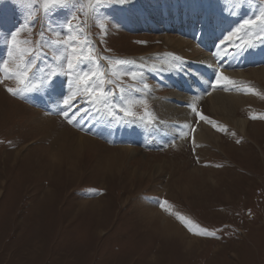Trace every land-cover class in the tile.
<instances>
[{
  "label": "rangeland",
  "instance_id": "rangeland-1",
  "mask_svg": "<svg viewBox=\"0 0 264 264\" xmlns=\"http://www.w3.org/2000/svg\"><path fill=\"white\" fill-rule=\"evenodd\" d=\"M137 1L147 11L144 19L129 11L130 0L124 4L108 0L99 12V20L94 19L87 8L95 0H80L85 5L83 9L77 5L76 12L72 13L69 5L67 9L56 10L55 16L51 12L45 14L43 0L30 3L0 0V61L9 59L10 67H14L8 57L7 41L12 31L20 30L19 40H30L32 45L38 46L42 32L44 40L52 39L49 27L61 30L70 13L80 16V20L72 21L74 25L79 24L87 11L89 15L82 36H87L96 55L135 61L132 70L140 72V58L137 61L136 57L163 52L159 55L169 68L170 61L165 54L177 56L187 51L192 43L183 33L156 29L159 25L163 27L162 8L156 3L166 5L169 12L166 11V19L174 21L176 15H191L188 11H196L198 1L201 11L209 13L211 9L214 12V15H207L214 19L213 22L210 19V26L227 24L230 31L243 20L258 15L260 6V0ZM190 20L191 17L177 19V23L186 25ZM26 23L34 26L22 27ZM101 24L105 25L103 32ZM192 30L194 32L188 34L194 36L195 29ZM242 34L245 42L260 40L255 30L249 33L242 29L238 36ZM173 38L181 43H174ZM223 38L219 42L222 50L234 53L237 37L233 41ZM261 44L251 51L258 52ZM250 56L249 53L243 60ZM48 63L50 59L40 60L39 67L48 71ZM100 64L108 67L104 60ZM151 64L149 68L153 73L165 72L160 63ZM143 71V82L149 86L154 84L158 97L170 94L169 89L158 93L159 82H154L151 74ZM234 71L227 77L241 86L236 89L251 88L256 92L245 106L229 115L230 111L217 112L211 98L194 104L197 111L226 129L217 131L207 124L215 142L196 136V149L193 150L190 133L201 124L194 112L189 122H174L170 126L166 121L168 132L185 133L183 140L168 145L154 138L144 139L145 143L157 142L155 145L165 148L166 152L147 153L144 147H137L133 148L135 152L123 153L124 160L119 162L115 156H120L121 148L132 147H120L116 142L107 143L109 147L104 145L99 135L90 134L92 128L86 129L94 119L81 123L83 134L67 126L59 117L39 111L27 102L33 91L26 93L24 98L9 94L6 89L18 87L16 80L4 79L5 74L0 72L3 81L0 83V264H264V119L250 118L264 116V80L256 76L264 71V66L246 69L241 74L235 71L238 77H234ZM122 81V84L117 81L106 85L115 92L116 103H122L120 87L125 88V95L133 86L143 87L139 78L132 81L124 76ZM60 85L53 88L49 99L66 95L58 92L62 90ZM137 93L142 92L132 95ZM214 94H222L217 100L223 105L225 98L230 96L225 92ZM147 104L153 114V109L162 114L157 103L147 101ZM87 110L84 100L78 98L69 113L75 112L78 120ZM136 110L143 114L144 108L140 105ZM164 112L169 113V109ZM231 119L249 122L246 132ZM111 125L110 122L102 127L100 124L96 130L108 138L107 129ZM72 133L94 138L97 144L83 147L85 150L75 155L63 156L58 165L50 154L70 138L75 141ZM195 157L200 159L196 161ZM162 201L168 202L165 206L168 211L158 206ZM177 214L190 220L194 230L207 229L215 236L193 235L176 218ZM165 223L168 228H176L169 233ZM178 231L182 234L180 238L174 233ZM189 243H193L194 248H189Z\"/></svg>",
  "mask_w": 264,
  "mask_h": 264
},
{
  "label": "snow or ice",
  "instance_id": "snow-or-ice-1",
  "mask_svg": "<svg viewBox=\"0 0 264 264\" xmlns=\"http://www.w3.org/2000/svg\"><path fill=\"white\" fill-rule=\"evenodd\" d=\"M31 0H25V3H30ZM108 0H95V3H90L87 8L90 9L94 19L99 20V12L103 10L105 3ZM126 0H117V3L124 4ZM71 5L72 13L76 12L77 5L80 9L85 7L80 0H43V9L45 14L51 12L53 16L58 9H67ZM85 19L79 24L74 25L73 20H80V16L76 14H69L64 21L65 27L56 31L55 27H49L54 38L49 40L43 39V32L41 33V41L39 45H32L30 40H19L20 30L12 31L7 37L9 50L8 57L11 59L14 67H10L9 59L0 61V72H3L4 79H15L18 87L7 88L9 94L24 98L25 94L32 91H38L40 88H45L54 82V78L63 75L67 77L68 92L61 97V115L68 124H73L76 121V113L71 115L69 109L72 108L74 101L78 98L84 100L96 112H106V114L113 120H117L118 114L122 113L123 117L127 118L129 124H136L139 122L144 126H154L157 123V118L148 109L147 100L143 98H136L132 93L140 91L141 89L132 87L128 95H125V88L120 87V101L115 102V92L106 87L107 84H115L117 81L123 83L122 77L127 76L132 81H137L138 78L143 82V72L132 70L135 66V61L122 59L102 57L95 54L96 50L89 43L87 36H82L85 31V24L89 12L85 11ZM30 16L33 14L30 13ZM32 24H25L22 27L30 28ZM101 31L105 29V25H100ZM242 29H246L249 33L252 30L256 31L259 39H264V0H260L258 8V15L243 22L234 30L230 31L224 41H233ZM247 43V42H246ZM29 45H32L29 47ZM252 47L251 44L247 45ZM48 50L47 52L45 50ZM51 63L47 64L48 71H44L39 67L40 60H49ZM104 60L107 63V68L100 64ZM91 65V67H89ZM211 66V65H209ZM114 78V79H112ZM3 81L0 80V83ZM236 81L223 75L219 70L216 72V78L212 85L213 90L217 87L227 91L228 86H235ZM143 89H149V85L143 82ZM248 92L255 94V90L248 88ZM142 105L144 108L143 114H140L136 109ZM193 112L199 117L200 121L211 125L217 131H226L221 128L217 122L211 120L208 116L199 113L195 107ZM251 119H264V116H251ZM187 127V125H185ZM194 131V129H192ZM185 133L181 132L183 137ZM239 143V141H237ZM167 201L159 202V207L162 210L168 211L165 207ZM176 218L181 224L193 235L198 236H215L214 232L207 229L194 230L192 222L183 215H176ZM198 227V226H197Z\"/></svg>",
  "mask_w": 264,
  "mask_h": 264
},
{
  "label": "bare ground",
  "instance_id": "bare-ground-1",
  "mask_svg": "<svg viewBox=\"0 0 264 264\" xmlns=\"http://www.w3.org/2000/svg\"><path fill=\"white\" fill-rule=\"evenodd\" d=\"M156 4H157V6H159L158 3H156ZM199 5H200L199 2L197 1L196 11H192V12L188 11L191 15H188V14L176 15L174 18L176 21V24L173 26L170 23H169V25L166 24L167 29L170 30V32L184 33L185 36L188 37L190 40H194V38H193L194 36L193 35L191 36V34L194 32V30H192V29L193 28L195 29V26L188 25L186 28L185 27L186 25L178 24L177 19L187 20V18L191 17L192 20H190V21L193 22V24L194 23H201L202 25H205L207 27V30H210L211 28H213V26H210V18H207V15L209 13L214 15V12H211V9L209 10V13L203 12V11H201ZM201 7H204V9H205V6H201ZM160 8H162V7L160 6ZM134 9H136V11H134ZM129 11H131L133 14L137 15L138 16L137 18H140V19H142V18L144 19L147 15L146 9L137 0H130ZM166 11H167L166 9L162 8V14H160L161 19H166ZM123 17H125V16H123ZM125 21L126 20H124V22ZM151 24L155 25V23H151ZM160 27L161 26L159 25L156 29H161ZM182 27H184V29H182ZM188 28H190V29H188ZM218 28L220 29V31H222V29L225 28L226 30H228L230 32V29L228 27L218 26ZM189 31L191 34H188ZM145 32H147V31H145ZM206 34H202V35L197 34V36H196L197 40L203 39V42L199 43V46H201L200 48H195L193 43H192L190 45V47L187 49V51L182 52L181 54H179L177 56H170L169 54H165V56L167 57V59L169 61H172L175 63V66H173V69H174L173 72H168L166 74V82L168 84H170L178 92L185 91L184 93H181L183 98H180L177 101V105H175V106L170 105L171 101L169 100V98H164L165 104L164 103H157V105L161 108V111L163 113L162 115L164 116L166 121L169 122L170 126H172V124L174 122L188 121L192 117V114L190 111V109L192 108L191 107L192 105H191V101L188 99H189V97H196L194 95L195 93L200 94V91L195 92V89L192 85H193L194 81L202 80V78L200 77L201 74L203 75L204 79L202 80L203 82H201L200 84L198 83L199 87L206 88L207 92H209V90L212 88L211 83L213 82V78H216L217 70H219L223 75H230L234 69L235 70L236 69L242 70L243 68H246L248 66H256L259 64H264V39L258 40L257 42L246 43V44H251L252 47L243 46L242 57H240V58L237 57V58H234L233 60H231L230 57L226 58L225 56L220 55L219 53H217L215 56L212 55V58H209L211 56V54H207V53L209 51H213L212 48L213 47L215 48L217 41L213 40V38L211 37L212 34H210L208 31ZM241 39L242 38H238L237 40H241ZM173 40H175V39L173 38L172 41ZM210 40H211V44L210 45L206 44L207 41H210ZM173 42L175 43V42H179V41H173ZM179 43H181V41ZM260 44H261V47H260L261 49L258 52L256 50L251 51L254 47H257ZM249 53L251 54V56L248 57L247 59L243 60V58L248 56ZM183 57H187L190 61L182 60ZM186 63H187V65L189 64V66H187ZM207 63H212V65L207 66ZM168 65L172 66L170 64H168ZM187 75L189 76V79H185V76H187ZM256 76L261 77V79L264 80V71L256 73ZM60 86L62 87V85H60ZM230 89H231V87L228 88V90L226 91L227 94H229ZM62 92H64L63 88H62ZM217 93H221V92H217ZM44 94H45V91H44ZM255 95H256V92H255V94L247 93V95H245V97L230 95L229 97L225 98V100L223 102L225 105L221 104V102H219L217 100L219 98H222V94H214L213 93V94H211V96L209 98L212 99L211 104L215 106L217 112L221 113V111L222 112L226 111L229 113V111H230L229 115H232V114H234V112H233L234 110L238 111V109L240 107L245 106L247 104L248 100L250 101V99H253L255 97ZM50 97L51 96H49V98ZM172 97H174V96H172ZM176 98H178V96H176L175 99ZM150 99H152V101L154 103L159 101V99L154 97V96H151ZM49 100L50 101H61V98L54 99V100L49 99ZM164 109H169V113L164 112ZM106 119L107 120H104V119L100 120V118L98 116H96L94 121H92L93 123L91 122V125L87 126L86 129L92 128L91 133H94V132H98L96 130V128H98L100 124L102 127V125H105L107 122H110L112 124L115 123L114 120H112L108 117H106ZM226 120H227V118H226ZM231 120L234 122V124L236 126L241 127V131L246 132V128L249 125V122H247L244 119H240V120L231 119ZM93 125H94V127H93ZM76 126H78V125H76ZM207 127H208L207 123L202 122V124L199 127V130L197 131L196 136H197V138L202 137L207 142H209V140L214 141L215 138L211 135L212 132H210V129H208ZM120 131H121V133L119 134V136L117 138L119 140H122L123 142H129V140L142 141L143 137H144L143 133L137 134L136 132H133V131L127 130V129H123ZM72 134L76 138L75 141H74V138H70L66 144H63L62 147L61 146L58 147V150L56 152L52 153V152L48 151V152L52 153V154H50V157L58 165L61 164L63 156L75 155L78 152L84 151L85 149L83 147H87L88 145L91 146V144H93V145L97 144L96 140H93L94 139L93 137H92L93 139H91V137L89 138V136L86 137L84 135L83 136L75 135V133H72ZM107 135H108V138H112L110 131H107ZM175 137H180V136L177 135ZM69 144H71V147L68 146ZM121 150H122V153H120V156H115V159L117 162L121 161L122 159L124 160V154L123 153H125L127 151L135 152V150L133 148H121ZM63 162L65 163V161H63ZM195 176H197V175H195ZM154 226H155V224H154ZM174 228H176V227L172 226L171 228H168L167 223H165V230L169 231V233H170V230H172ZM179 231L174 232L175 236L178 238H180V235H182L181 232L179 234ZM164 232H166V231H162L161 233H164ZM183 241H185V240H183ZM192 244L193 243H189V245H188L189 248H194V246Z\"/></svg>",
  "mask_w": 264,
  "mask_h": 264
}]
</instances>
